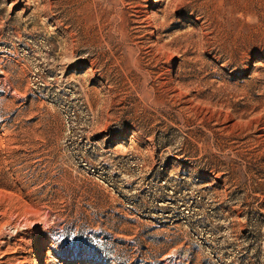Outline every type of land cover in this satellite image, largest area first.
<instances>
[{
	"label": "rangeland",
	"instance_id": "374dc122",
	"mask_svg": "<svg viewBox=\"0 0 264 264\" xmlns=\"http://www.w3.org/2000/svg\"><path fill=\"white\" fill-rule=\"evenodd\" d=\"M0 264H264V0H0Z\"/></svg>",
	"mask_w": 264,
	"mask_h": 264
},
{
	"label": "bare ground",
	"instance_id": "6f19581e",
	"mask_svg": "<svg viewBox=\"0 0 264 264\" xmlns=\"http://www.w3.org/2000/svg\"><path fill=\"white\" fill-rule=\"evenodd\" d=\"M88 4H89V3H88ZM88 4H86V5H88ZM83 5H84V4H83ZM86 5H85V6H86ZM92 5H94V4H92ZM82 7H83V6H82ZM93 7H94V6H93ZM88 8H89V7H88ZM78 10H79V9H78ZM89 11H90V10H89ZM89 11H88V12H89ZM83 13H85V12H83ZM104 13H105V12H104ZM95 14H96V13H95ZM94 16H95V15H94ZM89 19H90V18H89ZM105 19H106V18H105ZM92 21H93V20H92ZM102 23H103V22H102ZM103 24H104V23H103ZM88 25H89V24H88ZM100 25H101V24H100ZM161 25H163V24H161ZM162 27H163V26H162ZM71 31H72V30H71ZM82 34H83V33H82ZM94 34H95V33H94ZM75 35H76V34H75ZM107 36H108V35H107ZM98 37H99V36H98ZM91 43H92V42H91ZM99 44H100V43H99ZM90 46H91V45H90ZM71 47H72V46H71Z\"/></svg>",
	"mask_w": 264,
	"mask_h": 264
}]
</instances>
